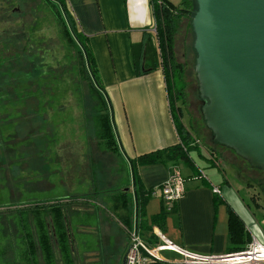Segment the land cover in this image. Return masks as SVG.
Here are the masks:
<instances>
[{
  "label": "trees",
  "instance_id": "obj_1",
  "mask_svg": "<svg viewBox=\"0 0 264 264\" xmlns=\"http://www.w3.org/2000/svg\"><path fill=\"white\" fill-rule=\"evenodd\" d=\"M149 4L154 18L155 43L144 38L143 42L134 46L132 65L138 76L162 70L180 143L129 160L134 195L126 192V188L113 193V204L109 209L121 224L125 237L132 228L133 211L135 225L142 238L148 233L149 237L155 238L151 232L153 225L164 232L168 217H173L180 229L177 204H173L167 212L160 201L159 212L147 216L151 189H145L137 169L166 161H181L192 166L189 158L191 136L202 141L205 139L199 137L193 127L182 124V110L176 104L178 101L184 103L188 68L187 63L178 61L175 56L176 35L183 24L184 33L192 30L195 0H180L178 5L170 0H149ZM46 30L52 33L47 36ZM182 45L186 47V43ZM28 100L34 101L35 106H30ZM73 105L77 115L73 113ZM32 118L36 123L39 121L37 130L25 131L28 120L32 122ZM67 121L75 129L80 126L84 129L88 144V123L93 124V135L100 149L112 155L121 154L113 129L110 102L89 38L80 29L67 0H0L1 190L10 191V181L14 188L18 186L16 181L21 173L17 169L28 163V157L40 159L39 154L46 148L48 137L55 134V129L50 128L52 124L62 122L67 125ZM211 135L213 145L236 155L233 150L215 143L212 132ZM36 141L40 145L39 150L34 148L33 154L29 153L27 150ZM17 144L20 148H16ZM240 159L251 167L247 161ZM255 169L264 174V170ZM7 174L10 176L7 177ZM27 201L0 205V264H77L66 214L67 204L73 199ZM222 202V198L214 194V203L218 205ZM226 211V253L244 251L250 241V233L229 206H226ZM156 263L168 264L157 260L151 264Z\"/></svg>",
  "mask_w": 264,
  "mask_h": 264
},
{
  "label": "crops",
  "instance_id": "obj_2",
  "mask_svg": "<svg viewBox=\"0 0 264 264\" xmlns=\"http://www.w3.org/2000/svg\"><path fill=\"white\" fill-rule=\"evenodd\" d=\"M67 2L80 29L89 38V45L110 102L111 119L120 153L129 162L144 154L179 144L162 70L157 69L138 76L132 65L134 46L143 42L144 38L145 41L155 43L154 18L149 0ZM181 47L184 63L188 58L189 47ZM178 52L175 46L177 60ZM188 115V128L196 126ZM181 122L186 125L183 119ZM221 151L216 145L201 147L190 144L189 158L192 166L181 161H166L137 169L145 189L162 184L173 167L180 170L186 180L184 196L177 203L180 229L176 227V220L168 217L162 233H166L165 237L177 247L200 256L228 255L226 206L238 216L243 211L242 207L246 206L243 198L240 200L232 193L228 180L219 179L214 172L223 171V162L221 167H217L213 160L217 157L222 161ZM214 187L219 189L218 195L223 201L218 205L214 203ZM126 189L130 192L129 188ZM131 194L134 195L133 189ZM160 206V200L151 198L146 207L147 216L157 214ZM222 206L223 216L219 217ZM242 221L245 224L243 219ZM246 228L248 229L247 226ZM149 236L150 233L143 238L149 244L155 245L157 240ZM164 252L168 256L160 254L161 260L157 261L184 264L181 262V255L171 251ZM96 260L94 256L92 261Z\"/></svg>",
  "mask_w": 264,
  "mask_h": 264
},
{
  "label": "rangeland",
  "instance_id": "obj_3",
  "mask_svg": "<svg viewBox=\"0 0 264 264\" xmlns=\"http://www.w3.org/2000/svg\"><path fill=\"white\" fill-rule=\"evenodd\" d=\"M170 1L180 2V0ZM183 28L184 24L177 30L176 46L180 62H183L182 44L186 43L189 47L188 58L184 60L188 66L185 75L187 86L184 90V103L178 101L176 104L177 107H181V118L185 126L188 127L186 115L189 114L193 125L196 124L193 128L197 130L199 137L205 138L202 141L198 137L191 136V145L212 146V135L204 125L201 113L203 101L199 96L198 83L193 70L196 53L191 47L194 36L192 30L187 31L186 34ZM50 33L51 30L45 32L47 36ZM29 105L35 106V102L31 100ZM76 112V107L73 105V113ZM32 119V122L28 120L25 131L37 130L39 121L37 120L36 123L35 119ZM57 123L52 124V127L47 126L54 128L55 134L48 137L46 148L39 154L41 158L28 157V163L17 169L21 173L16 181L19 183L18 186L14 188L10 181L8 184L10 191L0 189V205L18 204L24 200L33 202L51 201L56 198L73 199L67 204L66 214L77 264H122L129 234L135 225V212L133 211L132 214V228L126 232L127 237H125V231L109 209L113 204L111 197L113 193L125 188H129L130 194L132 193L131 166L122 154L112 155L100 149L93 135V124L88 123V144L85 142L84 129L81 126L75 129L68 124V121L67 125L62 122ZM197 141L200 143L197 144ZM38 146L40 145L36 141L27 151L33 154L34 148L39 150ZM16 148H20L18 144ZM220 149H222L223 171L214 172L219 179L226 178L232 193L246 202L248 208L242 207L243 211L240 209L239 217L245 221L248 232L258 236L259 229L264 233V174L249 167L229 150L221 147ZM9 176L10 174H7V177ZM2 185L3 183H0V186ZM223 212L222 206L219 217L223 216ZM164 234L166 236V233ZM160 254L168 256L164 251ZM94 256L96 261H92Z\"/></svg>",
  "mask_w": 264,
  "mask_h": 264
},
{
  "label": "water",
  "instance_id": "obj_4",
  "mask_svg": "<svg viewBox=\"0 0 264 264\" xmlns=\"http://www.w3.org/2000/svg\"><path fill=\"white\" fill-rule=\"evenodd\" d=\"M195 3L194 73L205 126L215 143L264 170V0Z\"/></svg>",
  "mask_w": 264,
  "mask_h": 264
},
{
  "label": "built area",
  "instance_id": "obj_5",
  "mask_svg": "<svg viewBox=\"0 0 264 264\" xmlns=\"http://www.w3.org/2000/svg\"><path fill=\"white\" fill-rule=\"evenodd\" d=\"M199 143L197 141V144ZM213 160L217 167L222 166L220 159L214 157ZM185 181L180 170L173 167L167 179L150 190L149 196L160 200L166 211L169 212L172 205L177 204L184 196ZM213 193L220 194V191L214 187ZM151 232L157 240L155 245L149 244L142 238L137 226H133L124 255L125 264H151L153 260H161L160 253L163 251H171L181 255V262L184 264H264V233L261 229H259L258 236L250 234V241L244 251L219 257L189 253L170 242L155 225L151 226ZM232 258L236 259L232 260Z\"/></svg>",
  "mask_w": 264,
  "mask_h": 264
},
{
  "label": "bare ground",
  "instance_id": "obj_6",
  "mask_svg": "<svg viewBox=\"0 0 264 264\" xmlns=\"http://www.w3.org/2000/svg\"><path fill=\"white\" fill-rule=\"evenodd\" d=\"M233 259V258H232ZM236 258H234V260H235Z\"/></svg>",
  "mask_w": 264,
  "mask_h": 264
}]
</instances>
